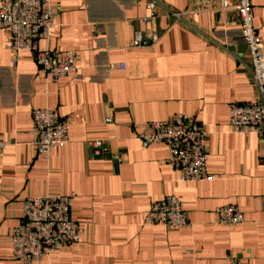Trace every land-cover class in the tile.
Returning <instances> with one entry per match:
<instances>
[{
  "label": "crops",
  "instance_id": "obj_1",
  "mask_svg": "<svg viewBox=\"0 0 264 264\" xmlns=\"http://www.w3.org/2000/svg\"><path fill=\"white\" fill-rule=\"evenodd\" d=\"M49 1L56 15L37 49L74 52L68 76L53 82L28 52L13 68L0 30V140L7 142L0 152V264H16L9 236L24 200L48 194L72 196L70 220L82 233L80 243L40 264H264L260 139L228 126L229 104L254 94L236 14L218 5L195 14L189 0H155L154 11L145 0ZM250 5L264 47V0ZM152 29L153 42L146 38ZM36 108H56L68 126V143L47 161L30 144ZM176 113L192 116L206 134L213 179L180 182L166 164V145L136 138L146 123ZM94 140L103 142L98 154L86 146ZM166 196L180 201L186 228L144 225L150 202ZM225 205L240 209V225L215 222Z\"/></svg>",
  "mask_w": 264,
  "mask_h": 264
},
{
  "label": "built area",
  "instance_id": "obj_2",
  "mask_svg": "<svg viewBox=\"0 0 264 264\" xmlns=\"http://www.w3.org/2000/svg\"><path fill=\"white\" fill-rule=\"evenodd\" d=\"M146 7L154 11L155 0H145ZM190 12L198 14L219 6L221 11H232L237 17L238 38L245 46L250 60V87L253 96L241 104L228 106L229 130L235 134H255L260 139L264 156V47L252 25L250 0H189ZM56 15L49 0H3L0 5V30L5 34V48L12 56L11 66L18 64L20 52L33 54L38 69L53 82H57L75 70L77 55L72 51H39L37 42L47 40ZM177 18L176 15H173ZM146 19L141 20L145 24ZM155 30L146 33V38L156 41ZM141 32L134 41L141 43ZM117 68L122 69L119 65ZM30 131L35 152L47 161L52 149L68 143V126L56 108H36L31 111ZM144 145L164 144L168 149L166 164L178 174L180 182H200L213 179L206 172V134L192 116L173 114L166 120L148 122L135 133ZM7 142L0 140V152ZM86 146L95 154L101 151L103 142L87 141ZM72 196L48 194L26 198L21 216L9 236L11 259L16 264H40L58 250L80 243L82 230L70 220ZM264 210V193L259 198ZM215 222L223 226H237L243 222L239 208L233 205L220 206L215 210ZM145 226L180 230L188 226L180 201L166 196L149 204L144 220Z\"/></svg>",
  "mask_w": 264,
  "mask_h": 264
}]
</instances>
